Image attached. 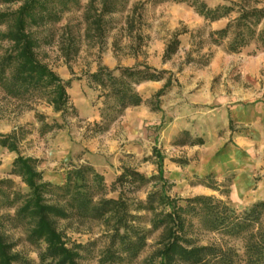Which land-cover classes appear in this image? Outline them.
<instances>
[{
	"label": "rangeland",
	"instance_id": "rangeland-1",
	"mask_svg": "<svg viewBox=\"0 0 264 264\" xmlns=\"http://www.w3.org/2000/svg\"><path fill=\"white\" fill-rule=\"evenodd\" d=\"M202 1L214 8L237 0ZM248 1L258 7L264 5V0ZM75 3L50 30L52 44L39 54L62 80L71 81L68 94L80 120H70L62 130L41 134L36 116L42 115L44 123L52 124L53 120L60 121L59 115L44 104L19 105L0 91V135L22 129L24 138L18 145V155L39 160L43 180L54 185L62 184L69 162L87 161L103 174L109 186L123 166L146 177L157 175L156 150L163 158V176L171 185L168 195L173 199L212 197L237 212L264 201V51L252 46L239 54H228L223 47L210 45L208 33L222 29L226 20L206 25L187 4L162 0ZM104 5L108 11L102 15L100 34L95 22ZM182 32L186 33L177 38V52L164 61L166 46ZM38 34L43 37L47 31ZM135 64L166 71L164 78H172V88L159 98V111L155 110L153 96L165 82L141 84L136 91L145 103L127 109L107 131L93 135V124L101 123L103 106L97 93L88 88L87 74L94 73L98 66L113 70ZM145 111L162 116L160 123L153 125L143 120ZM175 122L189 131L167 139L165 130ZM231 149L239 150L242 158L232 157ZM18 155L0 149V181H11L17 192L25 194L27 188L20 179L10 175ZM204 161L208 169L205 176L189 173ZM206 176L204 184L216 189L198 184ZM239 178L243 186L241 192L235 190V196L233 184ZM198 187L205 188V193L197 191ZM150 191L149 186L136 197L144 202ZM70 228L67 235L71 240L84 245L94 241L100 232L88 225ZM11 234L19 246L16 251L36 262V252L21 233L15 230ZM197 236L199 245L224 246L226 242V238L204 230H199ZM158 240L159 233L150 235L133 264H148L159 248ZM229 245L237 250L241 247L239 241ZM102 246L98 243L94 252ZM82 264L96 263L89 259Z\"/></svg>",
	"mask_w": 264,
	"mask_h": 264
},
{
	"label": "trees",
	"instance_id": "trees-1",
	"mask_svg": "<svg viewBox=\"0 0 264 264\" xmlns=\"http://www.w3.org/2000/svg\"><path fill=\"white\" fill-rule=\"evenodd\" d=\"M162 1L187 4L206 25L226 20L222 29L208 33V41L228 54H239L252 46L264 51V5L237 0L211 8L202 0ZM76 5L75 0H0V7H4L0 10V91L19 105L44 104L59 115L60 121L52 124L44 123V116H36L41 134L80 120L68 94L71 81L62 80L39 54L52 44L50 30ZM14 6L17 8L12 10ZM107 9L104 5L95 22L100 34ZM42 30L47 35L39 36ZM184 33L176 34L166 46L164 61L177 52V38ZM166 74L145 64L113 70L98 66L87 74V86L97 93L103 106L101 123L93 124L92 134L104 133L127 109L145 103L136 91L141 84L165 82L153 96L158 112L159 98L173 86L171 77L164 78ZM23 138L19 128L0 135V149L18 155ZM154 154L157 175L146 177L123 166L109 186L103 174L87 161L69 162L62 184L54 185L43 180L39 160L18 155L10 175L20 179L27 193L17 192L9 180L0 181V264H82L89 259L96 264H133L153 233H159V248L148 264H264V201L237 212L212 197L173 199L168 195L171 185L163 176V158L156 150ZM207 178L199 179L198 184L216 189L204 184ZM149 186L147 199L140 201L136 195ZM73 225L97 227L99 236L85 245L76 243L67 235ZM15 230L36 252V262L16 251L19 246L11 234ZM199 230L226 238L225 245H199ZM231 241H239L240 250L230 246ZM100 242L102 249L95 253Z\"/></svg>",
	"mask_w": 264,
	"mask_h": 264
},
{
	"label": "crops",
	"instance_id": "crops-1",
	"mask_svg": "<svg viewBox=\"0 0 264 264\" xmlns=\"http://www.w3.org/2000/svg\"><path fill=\"white\" fill-rule=\"evenodd\" d=\"M143 120H146L149 124H153V125H156L157 123H160V120L162 118V116H157L156 114H151L149 112H143L142 113V117H141ZM183 130H186V131H189V128L187 127H181L179 125L178 122H175L173 124V126H169L166 130H165V134L167 136V139L170 138V139H174L175 137H177V135H179L180 132H182ZM239 150H236V149H231L230 152H231V156L232 157H235V158H242L240 156V152H238ZM240 157V158H239ZM189 173L191 174H195V175H198V176H205L207 173H208V169L206 168V164H205V161L204 162H201L200 166L198 168L193 169V170H189ZM240 185V186H239ZM243 186L241 184V180L240 178L237 179L234 184H233V194H235V196L237 195V193H235V190L237 189L238 191L242 190V187ZM197 191H199L200 193H205L206 189L203 188V187H198L197 188ZM241 192V191H240Z\"/></svg>",
	"mask_w": 264,
	"mask_h": 264
}]
</instances>
